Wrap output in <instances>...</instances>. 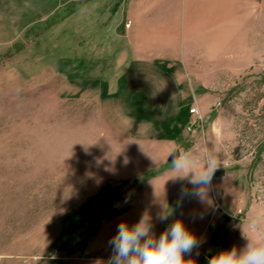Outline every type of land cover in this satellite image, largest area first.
<instances>
[{"label": "rangeland", "instance_id": "rangeland-1", "mask_svg": "<svg viewBox=\"0 0 264 264\" xmlns=\"http://www.w3.org/2000/svg\"><path fill=\"white\" fill-rule=\"evenodd\" d=\"M213 11L214 0H0V264H108L82 254L94 224L162 169L172 141L190 144L197 92L211 95L234 187L264 207V58L214 73Z\"/></svg>", "mask_w": 264, "mask_h": 264}, {"label": "crops", "instance_id": "crops-1", "mask_svg": "<svg viewBox=\"0 0 264 264\" xmlns=\"http://www.w3.org/2000/svg\"><path fill=\"white\" fill-rule=\"evenodd\" d=\"M186 4V1L182 2L185 8L188 7ZM185 8L183 13L187 17L196 12ZM213 12L214 73L243 72L264 58V0H214ZM175 15L179 17V14ZM187 22L184 19V23ZM157 31L173 36L176 29L160 26ZM193 97L202 118L193 126L190 144L183 149L189 150L203 163L209 154L218 155L217 147L214 148V120L217 114L205 107L211 101L208 92H197ZM203 117L205 123L208 122L205 126L202 124ZM201 137H204L203 143L200 142ZM173 143L169 144L167 156L174 149ZM166 162H163L165 164L160 171L143 179L139 185L136 183V186L134 180L137 175L133 172L130 178L133 192L129 198L116 202V207L98 217L83 246V255L98 254L100 260L108 262L113 254L108 242L117 233L119 223L125 222L131 227L143 216L149 218L157 238L174 221L182 220L186 228L202 241L191 253L184 254V259L193 261V264H209L221 251H230L234 247L239 251L245 247L247 240L243 234H247L248 222L255 215H264V207L251 202L256 199L253 194L234 187L236 170L226 168L225 180L212 183L211 189L206 190L209 191L207 202L202 204L198 198L182 194V189L193 192L194 186L187 181L172 180L171 163ZM238 174L241 176V172ZM165 211L173 214L166 221L157 220V215Z\"/></svg>", "mask_w": 264, "mask_h": 264}, {"label": "clouds", "instance_id": "clouds-1", "mask_svg": "<svg viewBox=\"0 0 264 264\" xmlns=\"http://www.w3.org/2000/svg\"><path fill=\"white\" fill-rule=\"evenodd\" d=\"M172 150L171 179L178 182L187 181L194 186L189 193L182 189L185 196H194L199 202H207L215 172L222 165L217 154H209L200 163L189 150ZM172 212L158 214L156 219L163 222L169 219ZM153 225L147 216H143L135 225L127 223L118 225L117 233L109 240L113 254L108 264H193L185 260L184 254L191 253L202 241L190 232L182 220L170 224L157 238ZM245 247L237 250L221 251L209 264H264V215H255L248 222Z\"/></svg>", "mask_w": 264, "mask_h": 264}, {"label": "built area", "instance_id": "built-area-1", "mask_svg": "<svg viewBox=\"0 0 264 264\" xmlns=\"http://www.w3.org/2000/svg\"><path fill=\"white\" fill-rule=\"evenodd\" d=\"M262 70L264 71V62L262 63ZM222 103L220 100H217L215 102V105L216 106H220ZM189 112L190 114L193 116L192 118L189 119L188 123H187V130L188 131H191L193 129V126L196 124V122L198 120H201L202 118V115L200 113V111L198 110L197 107H191L189 109ZM221 163L222 165L218 168V170L215 172L214 174V177H213V181L212 183H216V182H219V181H223L225 180L226 178V174L224 172V170L229 166V164L232 162V161H235L234 158H231V157H228V156H225L223 157L221 160Z\"/></svg>", "mask_w": 264, "mask_h": 264}, {"label": "water", "instance_id": "water-1", "mask_svg": "<svg viewBox=\"0 0 264 264\" xmlns=\"http://www.w3.org/2000/svg\"><path fill=\"white\" fill-rule=\"evenodd\" d=\"M175 149L178 150V152H177V155H178L180 150L178 148H175ZM171 153H172V151L169 153V155L167 156V159H166V161L168 163H171L172 162V155H171Z\"/></svg>", "mask_w": 264, "mask_h": 264}]
</instances>
